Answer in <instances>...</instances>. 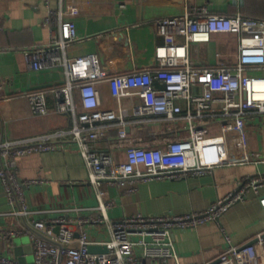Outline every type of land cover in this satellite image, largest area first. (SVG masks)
I'll return each instance as SVG.
<instances>
[{
	"label": "crops",
	"instance_id": "1",
	"mask_svg": "<svg viewBox=\"0 0 264 264\" xmlns=\"http://www.w3.org/2000/svg\"><path fill=\"white\" fill-rule=\"evenodd\" d=\"M72 2L77 3V8L67 10L66 5ZM204 6L210 13L241 12L264 19V0H0V80L6 97L0 104V140L35 137L72 124L69 112L57 110L52 92L54 87L65 83V68L36 70L25 54L27 49L50 41V28L45 19L52 10L62 9L64 17L77 25L80 39L67 48V54L75 57L95 52L102 67L109 72L106 79L96 82L101 95L100 107L132 112L133 107L141 103V97L130 95L118 100L111 77L159 68L156 47L164 43L167 34H173L178 42H185L188 17L202 13ZM188 52L195 67L233 65L239 58L238 36L231 32H214L209 41L191 42ZM245 72L264 76V65L247 66ZM39 90L45 91L48 106L45 114L34 112L26 96L28 92ZM195 91L200 92L201 87H196ZM74 96L80 104L78 88L74 89ZM246 120L244 133L227 134L203 149L204 163L230 161L216 165L210 173L177 179L127 181L120 185L103 182L101 188L106 192L103 201L113 202L106 211L108 218L117 221L138 213L165 215L202 211L240 187L245 178L264 173V113H253ZM127 129L141 132L146 139L190 134L189 122L180 117L131 122ZM223 129L219 125L208 126L200 130V134L221 133ZM117 135L118 126H110L107 136L96 140L95 147L109 150ZM113 153L119 161L126 159L123 148L113 149ZM18 175L23 182L38 180L26 186L28 200L35 210L27 220L82 216L86 219L83 227L90 241L102 243L111 238L108 222L99 220L103 213L98 191L89 180L90 170L76 142L67 141L64 149L18 157ZM131 186L136 189L128 192ZM261 195H264V185L258 192L250 188L245 200L233 204L218 221L175 229L179 262L171 258L169 264L203 263L227 247L226 234L234 244H240L264 231ZM13 208L0 183V250L15 256L14 245L19 237L1 239L4 229L26 225L24 219L11 214ZM20 243L32 244L29 236ZM137 253H141L140 248ZM25 256L28 262L33 261V244Z\"/></svg>",
	"mask_w": 264,
	"mask_h": 264
},
{
	"label": "built area",
	"instance_id": "2",
	"mask_svg": "<svg viewBox=\"0 0 264 264\" xmlns=\"http://www.w3.org/2000/svg\"><path fill=\"white\" fill-rule=\"evenodd\" d=\"M77 6V3H68L66 9L73 10ZM201 10L202 13L188 17L185 42H178L173 34H167L164 43L156 47L159 68L118 73L111 77L118 100L130 95L141 97V103L135 105L132 112L100 107L101 95L96 82L106 79L109 72L102 67L99 55L90 52L70 57L67 48L80 39L75 21L65 18L62 9L52 10L46 17L50 41L27 49L25 54L36 70L55 66L65 68V83L54 87L52 92L57 110L69 112L72 124L35 137L0 140V183L14 207L11 214L25 217L26 223L64 246L60 248L40 238L27 225L6 228L1 234L3 240L23 235L30 237L34 259L23 263L0 250V264H169L171 258L179 262L175 229L218 221L233 204L245 200L248 189L258 192L264 185V173L245 178L240 187L202 211L165 215L138 213L117 221H111L106 214L113 202L103 201L106 193L101 188L103 182L120 185L127 181L177 179L210 173L216 165L230 161L222 159L204 163L203 149L227 134L244 133L246 117L264 113V76L245 72L247 66L264 65V19L241 12L210 13L205 6ZM214 32H231L238 36V61L233 65L195 67L189 57V44L209 41ZM196 87H201V91L196 92ZM75 88L79 90L80 104L75 100ZM3 90L4 84L0 80V104L6 100ZM26 96L34 112H48L45 91L28 92ZM179 117L189 122L187 137L176 134L146 139L141 132L127 129L131 122ZM112 125L118 126V135L111 141L109 150H98L96 140L106 137ZM214 125L224 129L221 133L200 134V130ZM70 140L78 144L90 170L89 180L97 188L103 213L99 220L108 222L111 229V238L102 242L107 245V252L89 251L88 246L96 242L90 241L83 227L86 219L82 216H61L51 221L27 220L35 210L28 200L26 186L38 180L23 182L20 179L18 157L64 149ZM117 148L125 150V160L115 158L113 149ZM135 189L131 186L127 191ZM259 201L264 210V195ZM56 226H60L59 232H56ZM226 240L227 247L216 257L196 264H264V231L240 244H234L228 234ZM137 248L141 249L140 254Z\"/></svg>",
	"mask_w": 264,
	"mask_h": 264
},
{
	"label": "water",
	"instance_id": "3",
	"mask_svg": "<svg viewBox=\"0 0 264 264\" xmlns=\"http://www.w3.org/2000/svg\"><path fill=\"white\" fill-rule=\"evenodd\" d=\"M22 219H24L25 223H26V218L22 217ZM26 225L33 231L35 232L40 238L48 240L54 244H56L57 246H59L60 248H62L64 245L57 241L56 239H53L51 237H48L46 235H44L42 232H40L39 230L35 229L32 225L26 223ZM60 226H56L55 230L56 232H59ZM30 249H32V244H28V245H22L19 241L15 242L14 245V255L16 258H18V260L20 262H27V258H26V254L28 252H30ZM88 249L90 252H107L108 251V247L106 244H102V243H91L88 246Z\"/></svg>",
	"mask_w": 264,
	"mask_h": 264
},
{
	"label": "rangeland",
	"instance_id": "4",
	"mask_svg": "<svg viewBox=\"0 0 264 264\" xmlns=\"http://www.w3.org/2000/svg\"><path fill=\"white\" fill-rule=\"evenodd\" d=\"M18 239H20L19 241L20 242H24V241H26V239H27V235H23V236H21V237H19ZM30 258H31V256H30ZM31 262V261H30Z\"/></svg>",
	"mask_w": 264,
	"mask_h": 264
}]
</instances>
